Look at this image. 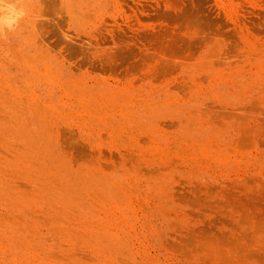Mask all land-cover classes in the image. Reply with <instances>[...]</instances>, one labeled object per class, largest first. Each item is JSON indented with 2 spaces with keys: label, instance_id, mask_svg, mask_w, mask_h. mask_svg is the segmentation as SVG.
Returning <instances> with one entry per match:
<instances>
[{
  "label": "rangeland",
  "instance_id": "1",
  "mask_svg": "<svg viewBox=\"0 0 264 264\" xmlns=\"http://www.w3.org/2000/svg\"><path fill=\"white\" fill-rule=\"evenodd\" d=\"M0 7V264H264V0Z\"/></svg>",
  "mask_w": 264,
  "mask_h": 264
},
{
  "label": "clouds",
  "instance_id": "2",
  "mask_svg": "<svg viewBox=\"0 0 264 264\" xmlns=\"http://www.w3.org/2000/svg\"><path fill=\"white\" fill-rule=\"evenodd\" d=\"M0 5H5V0H0ZM5 7H0V12H5ZM8 15L4 18L10 23H16V21L24 15L23 11L16 12L11 5H7Z\"/></svg>",
  "mask_w": 264,
  "mask_h": 264
},
{
  "label": "bare ground",
  "instance_id": "3",
  "mask_svg": "<svg viewBox=\"0 0 264 264\" xmlns=\"http://www.w3.org/2000/svg\"><path fill=\"white\" fill-rule=\"evenodd\" d=\"M20 153V152H19ZM21 155V154H20ZM23 157V156H22ZM20 159V158H19ZM41 160V159H40ZM65 161V160H64ZM58 165H60V164H58ZM111 178V177H110ZM118 180V179H117ZM109 181V180H108ZM102 183V182H101ZM112 183V182H111ZM119 183H121V182H119ZM106 184V183H105ZM118 184V183H117ZM119 185V184H118ZM121 185V184H120ZM119 187V186H118ZM115 190V189H114ZM117 191H119V190H117ZM115 192V191H114ZM80 193V192H79ZM91 194H92V192H90ZM98 193V192H97ZM128 193V192H127ZM12 195V194H11ZM58 196V195H57ZM72 196H74V195H72ZM98 196V195H97ZM126 196H128V195H126ZM99 198V197H98ZM98 221H100V220H98Z\"/></svg>",
  "mask_w": 264,
  "mask_h": 264
}]
</instances>
